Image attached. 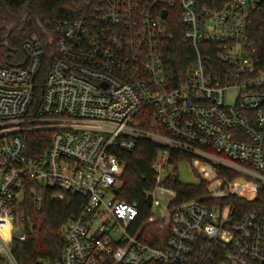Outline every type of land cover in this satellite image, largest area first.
I'll return each mask as SVG.
<instances>
[{
  "label": "built area",
  "instance_id": "built-area-1",
  "mask_svg": "<svg viewBox=\"0 0 264 264\" xmlns=\"http://www.w3.org/2000/svg\"><path fill=\"white\" fill-rule=\"evenodd\" d=\"M258 12L264 0H101L89 16L50 23L55 56L42 82L36 77L45 51L36 35L22 45L26 66L0 65V264H19L12 242L27 238L20 207L37 183L88 198L64 228L60 258L43 264H264V214L255 209L237 219L232 202L189 200L171 203L167 217L150 213L136 223L138 207L118 197L125 171L118 152L132 151L142 138L164 146L154 163L150 208L159 205L157 192L176 197L162 185L170 149L192 157L209 186L206 198L258 197L264 67L247 35ZM168 19H178L183 42L195 50L174 86L163 62ZM204 43L235 68L222 84L206 71ZM36 88L40 102L29 113ZM230 89L237 91L233 103ZM40 128L54 134L44 158L35 159L23 132ZM151 223L168 230L161 247L140 237Z\"/></svg>",
  "mask_w": 264,
  "mask_h": 264
},
{
  "label": "trees",
  "instance_id": "trees-1",
  "mask_svg": "<svg viewBox=\"0 0 264 264\" xmlns=\"http://www.w3.org/2000/svg\"><path fill=\"white\" fill-rule=\"evenodd\" d=\"M100 3L101 0H0V65L26 66L28 56L22 45L32 35H36L45 51L42 68L36 77V81L42 82L55 56V37L50 23L89 16L98 10ZM247 35L253 56L259 58L264 67V12L252 16ZM206 45H201L206 71L216 84H222L235 68L218 59L215 45L210 44L208 49L205 48ZM162 50L166 75L174 86L186 77L195 59L193 46L182 40V24L178 19H168L162 38ZM41 93L42 89L36 88L29 113L36 112ZM53 134L54 130L51 128L24 131L28 155L35 159L44 158ZM161 149H164V146L142 138L132 151L118 152L120 159L125 163L118 197L138 207L140 214L136 223H142L151 213L147 195L156 184L154 163ZM191 159L192 157L184 152L170 149L168 163L173 170L165 177L162 185L176 192L173 205H180L189 200H198L206 205H224L232 202L237 219L250 209L264 214V189L250 202L239 197L211 200L206 198L209 186L204 180L201 179L197 184L181 182L177 165ZM38 196L41 197L40 203L36 202ZM87 200V196L81 193L64 191L56 185L43 186L37 183L34 189H27L20 212L27 218L25 224L28 235L25 240L14 239L12 242L18 263L43 264L46 260H58L66 241L64 228L71 219L80 215ZM140 237L152 246L161 247L168 237V230L160 229L158 223H151L144 227Z\"/></svg>",
  "mask_w": 264,
  "mask_h": 264
},
{
  "label": "rangeland",
  "instance_id": "rangeland-1",
  "mask_svg": "<svg viewBox=\"0 0 264 264\" xmlns=\"http://www.w3.org/2000/svg\"><path fill=\"white\" fill-rule=\"evenodd\" d=\"M237 95V91L230 89L227 92V100L230 103L234 102V98ZM196 166L191 161H184L177 165V173L179 179L183 183L197 184L201 180V176L195 171ZM173 170V167L169 165L162 172L161 176L165 177ZM155 198L158 200L159 205L151 208V213L156 217H167L173 210L171 206L174 196L169 193L157 192Z\"/></svg>",
  "mask_w": 264,
  "mask_h": 264
},
{
  "label": "water",
  "instance_id": "water-1",
  "mask_svg": "<svg viewBox=\"0 0 264 264\" xmlns=\"http://www.w3.org/2000/svg\"><path fill=\"white\" fill-rule=\"evenodd\" d=\"M165 15H166V11H164V16ZM147 200H148V204L151 205V203H152V195L151 194L148 195Z\"/></svg>",
  "mask_w": 264,
  "mask_h": 264
}]
</instances>
